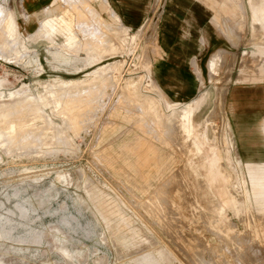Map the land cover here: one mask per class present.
Instances as JSON below:
<instances>
[{"label": "rangeland", "instance_id": "1", "mask_svg": "<svg viewBox=\"0 0 264 264\" xmlns=\"http://www.w3.org/2000/svg\"><path fill=\"white\" fill-rule=\"evenodd\" d=\"M166 1L136 22L108 0H58L31 25L0 0L20 25L0 18V264H264V110L236 124L229 91L264 82V0H203L234 47L189 100L154 74Z\"/></svg>", "mask_w": 264, "mask_h": 264}, {"label": "crops", "instance_id": "2", "mask_svg": "<svg viewBox=\"0 0 264 264\" xmlns=\"http://www.w3.org/2000/svg\"><path fill=\"white\" fill-rule=\"evenodd\" d=\"M19 1L24 7L25 14L29 16L28 19L32 18L28 20V24L32 25L33 21L38 19V15L47 7L55 5L58 0ZM108 1L126 21L136 22L142 21L150 5V0ZM70 11L72 10L67 8L62 13L50 15L45 19L66 16V13ZM9 13L6 16L0 14V18L5 17L2 21L5 20L7 23L10 21ZM11 16L20 31L19 23L12 13ZM213 18V8L203 0L166 1L159 31L163 55L155 59L154 74L158 83L174 99L189 100L196 96L200 90V74L206 72L209 67L208 61L213 52L225 47L232 49L234 47ZM6 28L8 31L7 24ZM229 91L232 106L235 109V123L237 124L238 118L245 119L246 124L253 123L251 117L264 110V82L251 86L241 80L238 84H232ZM250 111L252 113H249ZM140 117L138 123L146 126V122H143L146 117L141 115ZM157 155L153 146L147 147L146 151L140 155V164L147 165L152 158L158 157Z\"/></svg>", "mask_w": 264, "mask_h": 264}, {"label": "bare ground", "instance_id": "3", "mask_svg": "<svg viewBox=\"0 0 264 264\" xmlns=\"http://www.w3.org/2000/svg\"><path fill=\"white\" fill-rule=\"evenodd\" d=\"M255 11V10H254ZM65 16V15H64ZM64 16H59V17H51V18H47L44 20V25L45 27H48L50 28L51 30L55 31V32H58V28L61 26V23H60V19H64ZM254 19H256L255 21H258L259 20V16L257 17V15L255 14L254 16ZM258 19V20H257ZM67 28V27H66ZM68 30V39L71 41V40H75L76 39V36L74 34L71 33V30L69 28H67ZM218 55L216 54V57ZM215 59V57H214ZM218 59V58H217ZM212 60H213V57H212ZM216 60V59H215ZM220 60V59H219ZM218 62V61H216ZM214 61L211 62L210 66L214 68V66L216 67ZM216 70V69H215ZM69 82H63V84L67 85ZM186 121H187V124L188 126L184 128V132H186V134H188L189 136L192 137L193 139V148L195 149H198V150H201L204 152L205 155L208 154V152L211 150V146H210V141L208 140V135L206 134V132H200L199 129V125L196 124V122H193L191 123L190 120H189V117L186 116L185 117ZM241 120H244V119H241ZM23 121V120H22ZM12 122V121H11ZM15 122V121H14ZM18 123V122H17ZM243 123V121H242ZM206 124V122H205ZM244 124V123H243ZM204 127V126H203ZM24 128V127H22ZM15 129V125L12 126L11 130H14ZM206 130V129H205ZM23 134V133H22ZM25 134H26V131H25ZM215 156H214V163L211 162L209 165H210V168L214 167L215 165L218 164V162L220 161V156L217 154V153H214ZM215 158H216V162H215ZM222 170V169H221ZM215 171V170H214ZM223 175V174H222ZM221 199H225L223 196H221ZM224 208V207H222ZM224 214V213H223Z\"/></svg>", "mask_w": 264, "mask_h": 264}]
</instances>
